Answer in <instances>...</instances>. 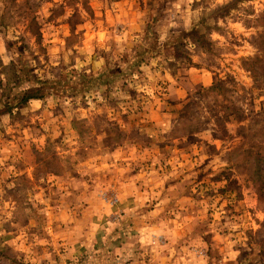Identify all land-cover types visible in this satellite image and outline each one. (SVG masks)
I'll list each match as a JSON object with an SVG mask.
<instances>
[{
  "label": "rangeland",
  "instance_id": "obj_1",
  "mask_svg": "<svg viewBox=\"0 0 264 264\" xmlns=\"http://www.w3.org/2000/svg\"><path fill=\"white\" fill-rule=\"evenodd\" d=\"M261 184L264 0H0V264H264Z\"/></svg>",
  "mask_w": 264,
  "mask_h": 264
},
{
  "label": "trees",
  "instance_id": "obj_2",
  "mask_svg": "<svg viewBox=\"0 0 264 264\" xmlns=\"http://www.w3.org/2000/svg\"><path fill=\"white\" fill-rule=\"evenodd\" d=\"M198 32H199V28H195L194 30H193V32L192 33H190V36L189 37H193V36H195V35H197L198 34ZM35 97H39V96H34V95H28L27 97H25L23 100H22V102H27L28 100H30V99H34ZM261 189H262V191L264 192V184H261Z\"/></svg>",
  "mask_w": 264,
  "mask_h": 264
}]
</instances>
